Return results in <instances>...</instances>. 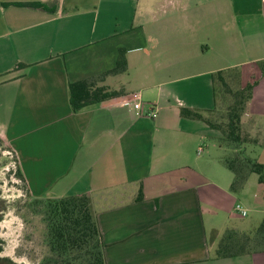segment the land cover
<instances>
[{
    "label": "crops",
    "instance_id": "crops-1",
    "mask_svg": "<svg viewBox=\"0 0 264 264\" xmlns=\"http://www.w3.org/2000/svg\"><path fill=\"white\" fill-rule=\"evenodd\" d=\"M33 2L48 9L19 5ZM198 32L203 39L186 42ZM122 50L127 71L98 85L124 95L74 113L69 83L112 70ZM137 52L143 68L130 76ZM262 60L264 0H0V138L32 198H91L106 264H264V252L215 258L209 235L229 228L207 226L205 190L219 185L197 167L213 170L214 162L195 153L218 146L221 135L180 115L214 107V73L258 79ZM134 93L141 117L123 105ZM247 114L264 126V78ZM240 225L230 228L258 226Z\"/></svg>",
    "mask_w": 264,
    "mask_h": 264
},
{
    "label": "trees",
    "instance_id": "trees-1",
    "mask_svg": "<svg viewBox=\"0 0 264 264\" xmlns=\"http://www.w3.org/2000/svg\"><path fill=\"white\" fill-rule=\"evenodd\" d=\"M20 6L34 9H48L39 2L21 3ZM16 67H27L18 64ZM260 73L258 79L244 86L233 88L229 81L240 82L238 69L218 71L212 75L214 107L203 111L180 108L183 118L204 122L212 130L218 131L222 137L217 140L219 148H231L232 155L223 158L234 178L230 190L240 192L251 174L258 176V196L256 201L262 202L264 195V165L246 155L244 145L262 147L258 138L244 132L241 128L242 118L248 112L253 90L261 78H264V60L257 63ZM127 71L125 51H120L115 67L96 78L84 79L69 83V101L74 113L81 109L119 98L124 94L107 86L98 85L109 75H119ZM225 105V109L222 106ZM0 142H2L0 138ZM16 175L24 183L27 194L29 190L19 167ZM138 200H142V191ZM34 214L38 215L44 226V242L47 254L39 264H106L104 246L97 220L92 209L91 198L87 195L68 196L58 200L35 199L31 203ZM208 244L214 247L215 258H234L247 254L264 252V218L253 232H241L235 228L226 229L219 236L213 231ZM2 249L0 248V253ZM0 264H15L9 258H0Z\"/></svg>",
    "mask_w": 264,
    "mask_h": 264
},
{
    "label": "rangeland",
    "instance_id": "rangeland-1",
    "mask_svg": "<svg viewBox=\"0 0 264 264\" xmlns=\"http://www.w3.org/2000/svg\"><path fill=\"white\" fill-rule=\"evenodd\" d=\"M157 37L160 36L156 35L155 39ZM184 37L186 42L189 43L193 40L203 39L204 35L200 32L196 35L187 33ZM142 53L144 52H137L130 56V76H137L141 68H143L138 64H134L136 61L142 62V57H140ZM157 53H161L160 47L154 51V55ZM153 60L160 61V57L154 58ZM146 69L152 70L151 67ZM195 71L196 68L187 69V73H194ZM244 73L247 74L246 68L244 69ZM237 74L240 76L241 83L238 82V79L229 81L233 88H237L240 85L244 86L257 78V75L253 74L246 80L243 78L241 71H237ZM118 78L121 79H114L115 82L112 81L109 85L114 87L118 81L129 79L128 75H123ZM222 108L225 109V105ZM241 128L244 132H248L251 136L258 138L260 143H263L264 126L258 121L251 119L247 113L243 115ZM209 144L214 146L205 150L201 148L202 151L200 154L195 153V156L197 158L200 157L201 160L205 158V161L214 162L211 167L213 170L208 171L204 167L205 165L207 166V163L205 162L204 165L203 161H198L197 167L201 166V168H205L206 173L211 176V180L219 185L218 188L207 186L205 190L210 200V206L206 207L204 212L207 226L209 228L213 226L220 230V232H223L226 228L238 227L239 224H241L239 226L240 228L248 226L249 229L251 225L259 226L263 220V214H260L259 207L255 202L258 196V176L251 174L248 185L244 190L238 193L232 192L230 185L234 175L223 161V158L232 155V149L226 148L225 146L221 149L213 142ZM243 148H245L247 156L256 159L264 165V146L259 147L247 144ZM17 167L18 163L15 153L2 140L0 142V248L2 249L0 258H9L15 264H39L47 254V248L44 242L45 226L41 218L34 214L31 208V203L34 198L27 194L24 183L16 175ZM251 186L254 187V191L252 192ZM237 204L241 205L243 210L246 211L247 217H240L235 212L234 207ZM260 204L264 206V195ZM229 218L233 222H230Z\"/></svg>",
    "mask_w": 264,
    "mask_h": 264
},
{
    "label": "built area",
    "instance_id": "built-area-1",
    "mask_svg": "<svg viewBox=\"0 0 264 264\" xmlns=\"http://www.w3.org/2000/svg\"><path fill=\"white\" fill-rule=\"evenodd\" d=\"M123 105L132 107L134 114L137 117H141L145 114L143 111V104H142L141 96L138 93L132 94L130 98L123 103ZM147 115L154 119L157 117V112L155 111L153 107H150V109L147 112ZM234 210L235 212H237L243 217L247 215L246 211L243 210V208L239 204L235 206Z\"/></svg>",
    "mask_w": 264,
    "mask_h": 264
}]
</instances>
